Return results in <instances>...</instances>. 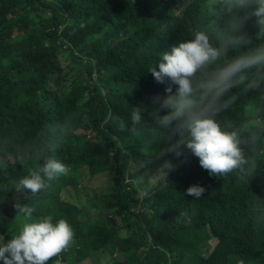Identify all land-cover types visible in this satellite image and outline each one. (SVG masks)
Instances as JSON below:
<instances>
[{"label":"trees","instance_id":"obj_1","mask_svg":"<svg viewBox=\"0 0 264 264\" xmlns=\"http://www.w3.org/2000/svg\"><path fill=\"white\" fill-rule=\"evenodd\" d=\"M210 5L209 0H0V239L16 231L22 217L14 203L21 200L33 208V217L64 218L72 226L68 246L44 264H264L259 90L233 86L226 94L234 98L230 107L217 117L239 130L249 161L243 172L209 175L183 144L179 156L161 157L179 137L152 127L151 113L158 107L152 98L167 95L165 87L174 92L176 85L155 81L148 67L193 29L223 27L229 13L220 3ZM257 31L249 15L235 33L249 44L229 49L228 56L255 43ZM62 62L70 68L63 71ZM133 106L142 108L143 121L135 126L129 119ZM114 138L129 156L116 147L109 157L104 147ZM37 154L59 159L66 172L24 201L14 184L40 163ZM9 157L14 161L7 162ZM129 160L146 183H123ZM170 160L172 173L164 175L160 168ZM100 176L105 183L96 186L93 180ZM191 184L205 189L199 199L184 195ZM68 190L72 201L65 198ZM114 212L130 234L114 256L100 262L97 251L116 234L109 215ZM151 251L157 256L149 261L144 256Z\"/></svg>","mask_w":264,"mask_h":264},{"label":"clouds","instance_id":"obj_2","mask_svg":"<svg viewBox=\"0 0 264 264\" xmlns=\"http://www.w3.org/2000/svg\"><path fill=\"white\" fill-rule=\"evenodd\" d=\"M216 3L222 4L223 10L229 13V19L223 27L193 29L188 39H182L161 51L147 71L159 83L167 80L176 85L174 92L170 87H165L167 95L152 98L153 104L158 106L151 113L154 130L179 137L175 144L163 148L159 156L163 157L165 152L179 156V145L183 144L198 158L199 165L209 175L217 176L234 169L243 172L244 166L249 164L242 149L239 130L222 124L217 118L220 112L230 107L234 99L226 95L229 89L243 85L245 90H259L255 110L264 112V0H212L211 5ZM239 10H245L243 17L237 15ZM249 15L255 17L258 25L255 43L228 56L229 49L238 48L241 43L249 44L246 36L235 34ZM58 36L60 38L61 34L58 33ZM62 65L63 71L70 68L69 62H62ZM78 79L83 81L79 78V72ZM161 109L164 110L162 114ZM141 111L142 108L133 106L129 117L133 126L142 123ZM256 126H264V121L256 120ZM111 141V147H104L109 148L107 152L110 158L116 155V147L123 151L122 155L129 156L130 152L117 144V138ZM35 159L40 163L30 168L14 184V192L22 194L24 201L46 188L48 181L66 172L64 163L54 156L37 154ZM8 161L13 162L14 159L9 157ZM17 161H21L20 157ZM173 166L174 160H170L160 168V172L169 175ZM129 170L134 171L129 175ZM126 171L124 184L138 183L134 179L135 173L145 175L136 166L131 167V160ZM204 191L203 186L191 184L185 189L184 195L199 199ZM144 192L140 190L142 195ZM20 201L14 203L16 213L22 217L16 231L7 240L0 239V264H44L68 246L73 237L72 226L64 218L53 219L50 215L33 217V208ZM109 215L115 219L113 228L116 234L108 246L97 251L100 262H104L102 255H106V258L114 256L119 242L130 234L116 212Z\"/></svg>","mask_w":264,"mask_h":264},{"label":"rangeland","instance_id":"obj_3","mask_svg":"<svg viewBox=\"0 0 264 264\" xmlns=\"http://www.w3.org/2000/svg\"><path fill=\"white\" fill-rule=\"evenodd\" d=\"M210 3H212V0H209ZM171 7V6H169ZM19 98V96H17ZM143 174L142 173H135L134 175V179L137 181V182H143V183H146V180H145V177L142 176ZM93 183L96 185V186H100V185H103L104 181L102 178H96L93 180ZM65 198H69V199H72L74 198L73 196V192H71L70 190L67 191V193L65 194ZM203 253L207 252V247H205L203 250H202ZM108 255V254H107ZM156 252H150L148 254V256H144V257H149L148 260L151 261V260H154V258L156 257ZM101 259H103L104 261L106 260V255H102Z\"/></svg>","mask_w":264,"mask_h":264}]
</instances>
